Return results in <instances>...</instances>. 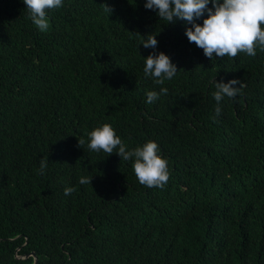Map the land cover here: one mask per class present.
<instances>
[{
	"label": "trees",
	"instance_id": "trees-1",
	"mask_svg": "<svg viewBox=\"0 0 264 264\" xmlns=\"http://www.w3.org/2000/svg\"><path fill=\"white\" fill-rule=\"evenodd\" d=\"M25 8L0 0V264H264V50L210 59L144 0H64L44 32ZM146 33L179 70L153 103ZM214 79L241 86L215 119ZM100 123L157 141L166 184L90 151Z\"/></svg>",
	"mask_w": 264,
	"mask_h": 264
},
{
	"label": "clouds",
	"instance_id": "clouds-1",
	"mask_svg": "<svg viewBox=\"0 0 264 264\" xmlns=\"http://www.w3.org/2000/svg\"><path fill=\"white\" fill-rule=\"evenodd\" d=\"M23 3L28 18L44 32L49 28V11L60 9L64 0H23ZM144 7L153 10L167 24L183 22L188 41L194 42L210 59L235 57L238 52L255 56L258 48L264 50V0H144ZM105 11L111 14L112 8L105 5ZM149 33L143 35L140 43L144 48L152 49L147 56H143V73L162 86L159 91L146 92V102L153 103L168 92L163 85L166 80H172L179 70L168 54L158 50L159 33ZM212 83L215 88L212 95L217 102L215 119L221 114V101L225 97H236L241 86L237 79L227 82L214 79ZM87 137L90 151L115 152L121 160H131L133 172L141 184L147 187H163L166 184L169 178L168 161L163 157L157 141L148 139L130 147L109 123L98 124L87 133ZM78 142L80 146L85 143L83 139ZM46 168L47 161L42 159L40 173L43 174ZM91 179L92 176H81L79 183L89 184ZM73 190L69 186L64 192L68 195Z\"/></svg>",
	"mask_w": 264,
	"mask_h": 264
},
{
	"label": "water",
	"instance_id": "water-1",
	"mask_svg": "<svg viewBox=\"0 0 264 264\" xmlns=\"http://www.w3.org/2000/svg\"><path fill=\"white\" fill-rule=\"evenodd\" d=\"M33 256H35V254H33ZM35 264H37V261L35 262Z\"/></svg>",
	"mask_w": 264,
	"mask_h": 264
}]
</instances>
